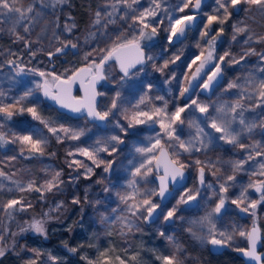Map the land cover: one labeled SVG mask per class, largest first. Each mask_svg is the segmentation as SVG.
Listing matches in <instances>:
<instances>
[{"label":"snow or ice","instance_id":"6c2138e0","mask_svg":"<svg viewBox=\"0 0 264 264\" xmlns=\"http://www.w3.org/2000/svg\"><path fill=\"white\" fill-rule=\"evenodd\" d=\"M203 2L204 0H178V3L173 6L164 0L162 7L161 0H151L150 6L143 7L140 0H104V3L99 5L94 13L92 21L94 31L89 33L86 40L90 38L95 40L96 44L103 42L110 46L100 49L104 55L100 57L99 62L92 60L85 67L66 68L63 72L58 73L53 57L66 56L69 52L79 54L81 45L80 37L75 34V21L65 22L63 25L59 23L60 17L57 13L64 11V6L69 3V0H0V31H5L13 37V42H22L23 47L28 50L30 59L35 58L38 52H43L47 55L49 64L53 65L47 70L29 67L23 62L22 57L12 52H9L10 58L0 60V146L18 145L17 151L21 158H32L45 155L51 138H54L57 143H64L65 140L78 141L85 135L83 128H72L42 119L38 114L36 102L31 106H24L22 101H27L34 95L33 89L25 90L18 97L8 94L17 86L19 78L29 73L39 77L35 82V90L41 91L43 97L55 102L59 108L82 114L85 118H90L97 126L109 123L114 126L113 134L96 139L93 145L89 147L76 145L68 151L67 156L71 159L66 161L67 168L76 174H70L67 181L62 177L63 170L52 172L43 183L29 180L26 184L14 180V174L9 175L0 170V178H3L0 180V189L5 188L4 180L11 181L14 187H7V192L31 193L34 191L39 195V199L44 201L46 193H51L54 190L62 191L61 185L66 182L69 185L78 182L81 178V169H84L82 175L86 179H90L95 174L94 168L102 167L104 173H110L115 158L105 159L101 153L115 157V154L120 151V145L125 143L124 137L132 128L147 121H153L159 124L160 133L157 134L154 143L150 146L135 148V152L144 156L145 159L141 160L138 165L129 161L132 164V170L127 190L123 193H115L120 204L124 207L112 208L111 211L114 214L112 217L101 213V219L108 223L118 221L121 234H124L125 231L131 233L134 229L140 231L143 223L151 224L156 218H161L166 223L172 222L174 218L183 219L177 216L179 205L184 204L191 207L193 203L198 204L200 199H204L201 196V188H212L211 183H206L205 169L207 168L212 176H217L219 172L217 167L219 161H202L196 154L201 152L206 154L213 141H222L237 146L246 152V157L228 162L230 174L219 176L218 189H213V193L217 194L214 206L203 218L188 221L187 230L202 244H210L219 248L227 246L232 241L234 233L245 237L249 247H237L235 250L256 264H264V255L257 252L260 235L256 227L247 232L244 230L228 232L217 229L213 222L214 217H221L222 210L226 211V197L222 194L228 192L229 187L236 180V173L245 170L244 165L254 160L258 161L259 171L253 170L251 175L259 176L260 179L249 183L247 188L242 191L240 198L232 199L230 203L236 205L244 213L252 211L254 214L257 204L264 201V144L256 141L248 145L241 141L242 136L253 139L257 131L261 136H264V51H257L255 47V45L264 46V34L255 33L249 24L240 21L233 25L234 34L232 36L233 42L237 41V35L245 36V39L240 42L239 56L237 57L230 51H224L221 55H216L215 52L217 39L224 33L223 25L233 16V12L237 14L240 11L248 12L254 23L264 21V0H218L216 13L205 14L206 23L203 25L201 35L208 37L205 42L207 47L186 65L191 70L192 66L197 65L199 61L191 79L189 80L188 75L183 77V80L189 83L188 87H182L178 92V98H183L188 94V102L184 105L176 106L174 111L169 113L167 101H164L162 107L154 108L151 111H142L138 110L139 104L144 103L142 97L138 104L133 106L137 110H133L129 114L128 109L118 105L120 92H116L109 107L98 109L96 104V97L99 93L95 90V84L97 81L107 78L104 72L105 65L109 60L115 58L119 61L124 77L128 76L129 69L136 64L151 63L152 67L163 73L170 63L175 64L181 60L182 52L177 51L171 55L170 59L163 60L162 65L157 67L156 57L152 54L148 42L158 35L161 28L167 33L166 41L169 46L181 37H185L186 32L196 24L197 15ZM244 5L247 7H243ZM189 12L190 14H188ZM257 16L260 18L259 21L256 20ZM49 17L53 19L49 20ZM117 21L121 26L113 28L112 32H109V26L116 25ZM213 23L219 27L210 35ZM34 35L36 36L35 40L32 39ZM41 41H46L50 47H40ZM164 51L167 52L168 49L165 48ZM125 52H133L134 58L128 60L123 55ZM91 55L92 53L89 52L85 58L87 59ZM250 56L257 57L255 67L247 63ZM206 65H211V67L201 76ZM236 65H240L237 71L246 73V75L227 82L226 87L222 89L223 92L235 96L234 100L217 103L211 97H208L207 101H202L195 95L196 89L206 93L211 92L214 86H219L224 80L225 69L235 68ZM5 68L8 70L7 73H4ZM82 74L88 76L90 84L85 88V97L78 100L72 95V89L77 80H80L83 85ZM170 78L174 79V74ZM5 83L8 85L7 91L4 88ZM53 85L55 90H53ZM153 86L152 83H148L145 87L151 91ZM233 90L236 91L233 92ZM245 98L248 101L247 104L242 103ZM156 99L163 100V97L157 96ZM210 108L212 109L211 113ZM256 109H260V111L257 113ZM188 110H191L190 118H182V114ZM24 112L29 113L33 119L43 124L47 134L43 131L33 132L31 130L25 133H15L5 129V124L10 122L14 115ZM245 112H252L254 115L247 118ZM197 114H200L198 118ZM120 117H123V120ZM123 121H127V123ZM178 122L180 126L187 122L188 128L195 129V131L190 132L186 138L183 137V132L178 131ZM162 137H166L164 143L161 142ZM166 146L171 149V154L166 150ZM181 154H187L194 158L192 166L197 169V187L184 188L177 204L165 211L161 209L160 203L153 202V197L157 194L156 191L147 189L141 191L138 181H146L148 175L155 169L158 173V195L163 198L170 183L174 185L185 179L184 169L189 165L179 160ZM50 155H54V153H50ZM77 156L86 157L88 161H91L92 166L77 159ZM7 159L15 161L17 156L12 155ZM112 187L115 188L116 185ZM248 188H253L256 192L261 193L259 201L247 199ZM110 190L109 187L104 189L105 192ZM85 201H87V196H85ZM72 203L78 205L81 200L73 196ZM96 204H100V201H96ZM32 207L33 204L21 195L0 204V212L11 216L14 212H25ZM62 207L63 202L61 201L51 211L58 212ZM158 210L160 211L158 212ZM52 218L49 212H45L39 218L33 217L30 223L26 222L27 226L20 228L19 231L21 234L32 231L47 238L46 224ZM205 226H207L206 231ZM194 228L197 230L193 231ZM159 235L163 236L164 233L160 232ZM169 239L172 238L169 237ZM3 240V234H0V241ZM174 249L175 251L170 255L157 257L161 264H184L180 245L174 243ZM6 251V246H0V258L6 255ZM69 251L76 252L77 249L70 248ZM39 255L36 253V256L29 258L26 264H37ZM101 256L104 257L105 254L101 253ZM50 259L56 261L57 258L50 257ZM116 259L119 264H125V260L120 257H116ZM88 264H94V262L89 261Z\"/></svg>","mask_w":264,"mask_h":264},{"label":"rangeland","instance_id":"374dc122","mask_svg":"<svg viewBox=\"0 0 264 264\" xmlns=\"http://www.w3.org/2000/svg\"><path fill=\"white\" fill-rule=\"evenodd\" d=\"M84 11V18L82 21L75 19L70 10V2L64 6L62 13L59 15V23L65 22L71 23L75 21L76 29L75 34L80 37L81 45L79 47V54H73L69 52L66 56H60L59 58L53 57L55 68L58 73H61L66 68H77L86 66L90 61L95 60L99 62L100 57L104 55L100 51L102 48L109 47L103 42L96 44L95 40L87 39L89 33L94 31L92 27V21L94 13L98 6L104 3V0H81ZM211 5L207 8V11H216L218 0H212ZM141 6L148 7L151 5V0H140ZM169 5H176L178 0H167ZM162 7L164 6V0H161ZM243 7H247L244 5ZM190 14V12L188 13ZM206 11L203 10L202 18L205 19ZM182 15V14H178ZM71 17V20H69ZM53 19L49 17V20ZM256 20L260 18L257 16ZM240 21H244L249 24L252 30L258 34H264V21L260 23H254L250 14L245 11H240L239 14L233 12V16L224 25V33L217 39L215 45L216 55L223 54L224 51H230L237 57L241 51V41L245 39L243 34L237 35V41H232L233 25ZM167 23V22H166ZM120 22L117 21L116 25H110L108 31L112 32L113 28L120 27ZM192 32V31H191ZM115 35V33H112ZM158 35L149 43L152 54L156 57L155 64L157 67L162 65L163 60L170 59L171 55L177 51L182 52L181 60L175 64L170 63L168 68L163 73L159 72L157 68L152 67L151 63L144 64L142 67L136 69L130 76L123 79L122 74L118 71L115 63H109L106 66V79L100 88L101 102L100 109L110 106L112 99L115 97L116 92H120V100L118 105L121 108L128 109L129 114L134 109V105L138 104L139 100L143 97L144 103L139 104L138 110L151 111L154 108L162 107L164 101H167V111L171 113L176 106H182L183 98H178V92L182 88L181 72L184 70V74H192L195 72V68L199 65H193L189 70L186 65L190 63L201 50H205L207 45L203 41H198L189 36L187 39L180 41L175 45L169 46L166 41L167 33L161 28ZM193 36V35H192ZM63 38V37H62ZM33 40L36 39L34 35ZM51 39V37H49ZM14 38L7 32L0 31V60H6L9 57V52L15 53L17 56L22 57L24 63L29 67L39 68L41 70L50 69L53 65L49 64L48 57L43 52H38L35 58H29L28 50L23 47L22 42H13ZM86 40V42H85ZM199 45V47H198ZM40 47H50L46 41H41ZM257 51H264V46L255 45ZM35 48V45H34ZM168 51L165 52L164 49ZM95 49V50H93ZM91 52L92 55L86 54ZM19 62V61H18ZM247 63L255 67L257 63L256 56H250ZM211 65H206L202 70L205 73ZM240 65H236L235 68L225 69L226 79L223 84L216 90L214 96L211 98L217 103L221 101L231 102L235 99V96L223 92V87H226L227 82L235 80L237 77H243L246 73L237 71ZM7 68L4 69V73H7ZM174 74V79L170 78ZM39 77L32 74L24 75L19 78L17 86L13 88L8 94L13 97H18L23 94L27 89H33L34 95L27 101H22L24 106H31L34 102L37 103L38 114L44 120L53 121L59 124L72 128H83L85 135L78 141L65 140L64 143H57L54 138L50 139V142L46 148L45 155L34 156L32 158H21L17 151L18 145H4L0 146V170H3L9 175H13L14 180H18L21 183L26 184L29 180H35L37 183H43L52 172L63 170L62 177L67 181L69 175H75L70 169L67 168V160L71 157L67 156L68 151L72 150L73 146L89 147L93 145L96 139L113 134V124H106V128L97 126L90 122L86 118H71L60 112L53 105L49 104L43 97V94L39 90H35V82ZM152 83L154 86L151 91L146 89V85ZM5 90L7 91L8 85L5 83ZM236 90H233L235 92ZM195 95L202 101H207L206 97L200 95V91L196 90ZM157 96L163 97V100L156 99ZM185 102H188L185 101ZM242 103L247 104L248 101L245 98ZM188 110L182 114V118H190ZM260 109H256L258 113ZM212 109L210 108V113ZM200 114H197V118ZM254 115L252 112H245L247 118H251ZM123 120V117H120ZM127 123V121H123ZM5 129L15 133H25L29 130L33 132L43 131L47 134V130L44 125L39 121L33 119V117L27 113L16 114L12 117L11 121L5 124ZM178 131L183 132V137H187L190 132H194L195 129H189L187 122L185 125L180 126L178 122ZM207 131V129H206ZM160 133L159 124L153 121H147L144 124L137 125L132 128L128 135L124 137L125 143L120 145V151L115 154V157H109L104 153H101L105 159L115 158V163L110 173H104L103 168H94V175L90 179L84 178L82 173L84 169L80 170L81 178L73 185H69L67 182L61 185L62 191H53L46 193V199L41 201L39 195L36 192L31 193H9L6 191L7 187H14L11 181L4 180L5 188L0 189V204L5 203L8 199L24 196L28 201L33 204L35 208L37 205H43L42 212H49L53 217L47 224V238L49 225L54 226L52 232H59L58 235L60 242L52 243L48 245L45 243L47 238L37 235L32 231L26 232L31 235L30 241H24L17 245L18 240L13 239L10 244H5L6 235L10 225H17L18 229L26 227V222L30 223L33 216L29 215V220L19 219V215L23 212H14L11 216L4 212H0V234H3L4 240L0 241V246H6L7 251L14 252V258H19L22 263L26 264V261L36 256L39 253L37 264H75L69 254V239L70 235L67 232L75 233L73 247L79 250L82 262L88 264L89 261H93L94 264H119L116 257H120L125 260V264H161V261L157 258L163 255L172 254L174 249V243H178L182 250L181 258L184 260V264H209V251L210 244H202L197 241L187 229L189 227L188 221L199 220L203 218L217 199V194L213 193V189H218V178L224 174H230V161L240 160L246 157V152L239 149L237 146L229 145L224 142H216L209 146L207 153L204 152L196 154L202 161H219L217 167L219 172L217 176L209 174L208 169H205L206 183H211L212 188H201V196L204 199H200L199 203H194L191 207L188 205L180 204L178 217L183 219H175L172 222H164L161 218L151 224L143 223L141 230L135 229L128 233L121 234L119 222L108 223L101 219V213L105 216L112 217V208H123L120 204L116 192L123 193L127 190L128 180L131 178L130 172L132 170V164L138 165L145 157L135 152L136 147H148ZM219 135V134H216ZM162 136V134H161ZM166 137H162L161 142L164 143ZM241 141L245 144L251 145L258 141L264 144V136H261L257 131L253 139H247L245 136L241 137ZM170 149V148H169ZM171 151V149H170ZM54 153V155H50ZM16 155L15 161H9L7 157ZM150 155V154H149ZM187 157V158H186ZM77 159L84 161L89 166L91 161H88L86 157L77 156ZM179 160L189 165L186 169L190 172V179L188 184L184 188L197 187V169L193 165V157L187 156V154H181ZM132 161V164L129 163ZM155 163V161H153ZM244 169L241 172L236 173V180L232 186L229 187L227 193H223L226 197V211L222 210L220 218H213L217 229L227 230L233 232V230L250 231L252 221L256 218L261 224L264 223V201H260L257 204V208L249 213H244L237 208L236 205L230 203L232 199H238L241 196L242 191L247 188V185L257 179L259 176H252L251 171H259V164L257 160L251 161L249 164L244 165ZM158 173L153 170V173L149 174L146 181H138L141 187V191L155 190L156 195L153 197V202L161 204V200L158 195V183L155 177ZM120 179H117V178ZM3 180V178H0ZM100 181V182H97ZM116 185L115 188L112 186ZM105 187H109L111 190L105 192ZM176 190L170 197L168 203L163 210H167L175 206L179 200V196L182 194V190ZM261 194H257L255 189H247V199L259 201ZM73 196L78 197L81 200L80 204H73ZM87 196V201H85ZM63 202V207L58 211H51L57 204ZM96 201H100V204H96ZM59 214H63L64 218L57 222ZM35 217V216H34ZM38 218V217H36ZM55 222L52 223L51 222ZM207 226H205L206 231ZM264 229V228H263ZM18 230V231H19ZM197 229H193L196 231ZM20 232V231H19ZM163 232L164 235H159ZM51 233V232H50ZM24 234H22L23 236ZM169 237L172 239L170 240ZM19 239V238H18ZM248 241L245 237H240L238 234H233L232 241L227 245L231 250L236 251L237 247L243 248L247 246ZM14 245V247H13ZM67 246V247H66ZM27 249V250H25ZM35 250V251H32ZM101 253L105 256L102 257ZM50 257H56V261H52ZM135 257V259H133Z\"/></svg>","mask_w":264,"mask_h":264},{"label":"trees","instance_id":"16d2710c","mask_svg":"<svg viewBox=\"0 0 264 264\" xmlns=\"http://www.w3.org/2000/svg\"><path fill=\"white\" fill-rule=\"evenodd\" d=\"M211 1L204 8V11H206L207 15H212V14L216 13L215 10L207 11V8L212 3ZM69 2H70V10H71L72 15L75 17V19L82 21L84 18L82 1L81 0H69ZM205 23H206V15H205V19H203L202 23L197 28L192 30V32H190L189 36L193 37L194 39H196L198 41L206 42L208 37H203L201 35V33L203 31V25ZM224 25H223V27H224ZM218 27H219V25H217L216 23H213V25L211 26L210 35L213 34ZM157 37H158V39L160 38L159 35H157ZM41 209H43V205H37L33 209H28L27 211L23 212L24 214L21 213L19 215V219H22V220L28 219L29 220V215H32L33 217L35 216V217L39 218L40 216L43 215V212ZM63 218H64V215L59 214V216L57 218V222L61 221V219H63ZM52 223H55V222L52 221L51 224ZM17 227H18L17 225H15V226L10 225V228L8 229L7 235L5 237L6 238L5 244H7V245H8V243L10 244V242L13 239L18 240L17 245L21 242L23 243L24 241H30V239H32L31 235L26 234V233H23L24 235L22 236V234L18 231L19 229ZM52 229H54V226L49 225L48 238H47L48 240L45 241V243L48 245H51L52 243L54 244V243L60 242V239L58 237V235L60 233L59 232L53 233ZM13 233H15V235H13ZM67 233L70 235V239L68 241L69 246H70V248H74L72 241H74L75 233L74 234H71L72 232H67ZM9 251L6 253V255L3 258H0V264H25V263H22V261L19 260V258L13 257V256H15L14 252H9ZM208 254L210 257L209 264H245L244 260L237 255V252L232 251L230 249H227L224 253L219 254V255H213L210 251ZM68 256L70 257V259L75 264H84L82 262V258L80 256L79 250H77L76 252L70 251Z\"/></svg>","mask_w":264,"mask_h":264},{"label":"water","instance_id":"95a60500","mask_svg":"<svg viewBox=\"0 0 264 264\" xmlns=\"http://www.w3.org/2000/svg\"><path fill=\"white\" fill-rule=\"evenodd\" d=\"M211 0H204V2H203V4H202V7H201V9H200V11H199V14L197 15V21H196V24L190 29V30H192V29H194V28H196L200 23H201V21H202V16H201V13L203 12V10H204V7L210 2ZM190 30H188L187 32H186V35H185V37H181L179 40H177L174 44H177V43H179L180 41H182V40H184V39H186L187 38V36H188V34H189V31ZM123 55L125 56V57H127V59L128 60H132L133 58H134V53L133 52H125V53H123ZM111 62H117L118 63V65H119V67H120V63H119V61H117L115 58H113L112 60H109L108 62H107V64L105 65V67L109 64V63H111ZM139 66H143V65H140V64H136L134 67H131L130 69H129V72L131 71V70H134L135 68H137V67H139ZM83 67H85V66H83ZM121 69V68H120ZM83 75V85L80 83V80H77V82L74 84V86H73V89H72V95L76 98V99H81V98H84L85 97V88L86 87H88L89 86V84H90V80L87 82L86 81V79L88 78V76L86 75V74H82ZM224 79H225V77H224ZM103 80H99V81H97L96 82V84H95V90H96V92L97 93H99L98 92V86L101 84V82H102ZM224 82V80H222L221 81V83H220V85L222 84ZM219 85V86H220ZM219 86H214L213 87V90L211 91V92H203V94L204 95H206L207 97H210L211 95H212V93L215 91V89L216 88H218ZM53 87V90H55V86H52ZM77 87H80V89H81V92H82V96H80V97H76L75 96V91H76V89H77ZM186 97H188V94H186ZM45 98V97H44ZM47 101H49V102H51L53 105H55L60 111H62V112H65V113H68L69 115H71V116H74V117H82L83 115L82 114H78V113H73V112H71L70 110H67V109H61V108H59V106L55 103V102H53L52 100H50V99H48V98H45ZM99 100H100V95H97V97H96V104H97V107H98V104H99ZM104 126V125H103ZM166 150L169 152V149L166 147ZM170 153V152H169ZM156 171V170H155ZM184 172H185V179L183 180V181H178L176 184H169V186H168V191L167 192H165V194H164V197L163 198H161L160 196H159V199L161 200V209H163V207L167 204V202L169 201V198H170V196H171V193H172V191H171V186H172V188L174 189V190H176V189H180V188H184L186 185H187V183H188V181H189V172L187 171V169L185 168L184 169ZM156 180L158 181V176L156 177ZM159 183V182H158ZM160 210H158V212H159ZM157 219L158 218H156L155 220H154V222L155 221H157ZM153 222V223H154ZM253 227H256L257 228V230H258V233H259V235H260V240L258 241V244H257V252L258 253H260L261 255H264V234H263V231H262V228H261V225L259 224V222H256L255 224H254V226ZM252 227V228H253ZM249 247V246H248ZM210 249H211V252H212V254L213 255H219V254H222V253H224L227 249H228V246H225V247H222V248H219V247H214V246H210ZM263 249V250H262ZM237 255L239 256V257H241L243 260H244V262H245V264H256V262H254V261H251L248 257H245L242 253H240V252H238L237 251Z\"/></svg>","mask_w":264,"mask_h":264},{"label":"flooded vegetation","instance_id":"af4514ba","mask_svg":"<svg viewBox=\"0 0 264 264\" xmlns=\"http://www.w3.org/2000/svg\"><path fill=\"white\" fill-rule=\"evenodd\" d=\"M205 8V7H204ZM202 14V13H201ZM202 16V15H201ZM202 21H203V18H202ZM202 21H201V23H202ZM200 23V24H201ZM199 24V25H200ZM198 25V26H199ZM197 26V27H198ZM196 27V28H197ZM195 29V28H194ZM194 29H192V30H194ZM192 30H190L189 31V34H190V32L192 31ZM189 34H188V36H187V38L189 37ZM186 38V39H187ZM173 45H175V44H173ZM112 63H115V65L117 66V68H118V71L122 74V77L123 78H125L124 77V75H123V72L121 71V69H120V67H119V65H118V63L117 62H112ZM83 67V66H82ZM140 67H142V66H139V67H137V68H135L134 70H131L130 72H129V74H128V76H130L134 71H136V69H138V68H140ZM105 69H106V67H105ZM208 71V70H207ZM206 71V72H207ZM203 74L204 73H202L201 72V76H203ZM104 75L106 76V70H105V72H104ZM191 75L192 74H188V77H189V80L191 79ZM185 76V74H184V70H182V72H181V82H182V87H188L189 86V83H188V81H185V80H183V77ZM224 77H225V79H226V73H224ZM224 79V80H225ZM86 81L88 82L89 81V78H87L86 79ZM104 81H105V79L101 82V84L98 86V92H99V95H100V100H99V104H98V109H100V102H101V93H100V88H101V86L103 85V83H104ZM223 84V83H222ZM221 84V85H222ZM220 85V86H221ZM54 86V85H53ZM219 86V87H220ZM218 87V88H219ZM218 88H216L215 89V91L212 93V95L210 96L211 98L214 96V94H215V92H216V90L218 89ZM196 90H199L200 91V95L202 96V97H206L207 98V96L206 95H204L203 94V92L200 90V89H196ZM196 90H195V92H196ZM75 96L76 97H80V96H82V92H81V89H80V87H77V89H76V91H75ZM46 100V99H45ZM188 100V97H186V95H185V97H184V100L182 101V103H186L185 101H187ZM47 101V100H46ZM47 102H49V101H47ZM49 104H51V105H53L51 102H49ZM56 109H58L55 105H53ZM59 110V109H58ZM60 111V110H59ZM60 112H62V111H60ZM64 114H66L67 116H69V117H71V118H85L84 116H82V117H74V116H71V115H69L68 113H65V112H63ZM86 119H88L90 122H92L91 121V119L90 118H86ZM93 123V122H92ZM102 128H106V125H100ZM167 147V146H166ZM169 149V148H168ZM169 152H170V154H171V151H170V149H169ZM187 171L189 172V170L187 169ZM157 177V176H156ZM156 177H155V180H156ZM189 179H190V172H189ZM156 182L158 183V181L156 180ZM189 182V181H188ZM188 184V183H187ZM158 185H159V183H158ZM180 189H182V188H180ZM176 190H178V189H176ZM176 190H174L173 188H172V186H171V191H172V193H171V195L176 191ZM256 192V191H255ZM257 194H261V193H258V192H256ZM171 197V196H170ZM170 199V198H169ZM168 203V202H167ZM194 204V203H193ZM166 206V205H165ZM164 206V207H165ZM256 222H259V224L261 225V228H262V231H263V234H264V223L263 224H261V222L260 221H257V219L255 218L253 221H252V226H251V229H252V227L254 226V224L256 223ZM249 246V243L247 244V246H245V247H243V248H247ZM228 249H230L229 247H228ZM231 250V249H230ZM263 250V249H262ZM233 251V250H232ZM235 252H237V251H235ZM212 253V252H211Z\"/></svg>","mask_w":264,"mask_h":264}]
</instances>
